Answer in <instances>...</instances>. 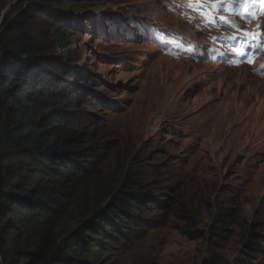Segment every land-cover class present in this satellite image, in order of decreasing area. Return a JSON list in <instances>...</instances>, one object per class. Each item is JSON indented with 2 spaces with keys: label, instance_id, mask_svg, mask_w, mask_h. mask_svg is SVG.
Wrapping results in <instances>:
<instances>
[{
  "label": "rangeland",
  "instance_id": "374dc122",
  "mask_svg": "<svg viewBox=\"0 0 264 264\" xmlns=\"http://www.w3.org/2000/svg\"><path fill=\"white\" fill-rule=\"evenodd\" d=\"M27 2L0 4V32L3 16ZM71 4L64 6L65 14L58 13L70 26V45L57 53L71 62L72 74L87 80L89 91L88 101L67 119L102 136L107 151L98 150L97 157L106 178L127 152L138 166L146 165L143 181L154 196L151 209L134 219L135 238L98 252L99 264H264V254L253 259L246 247L253 240L264 250L261 61L236 67L161 52L148 27L172 26L209 45L202 31L173 12L174 0ZM159 113L165 114L162 122ZM213 208L227 223L216 222ZM185 210L196 219L195 227L184 220ZM187 226L203 237L188 239ZM215 226L226 230L221 232L226 239L213 235Z\"/></svg>",
  "mask_w": 264,
  "mask_h": 264
},
{
  "label": "trees",
  "instance_id": "16d2710c",
  "mask_svg": "<svg viewBox=\"0 0 264 264\" xmlns=\"http://www.w3.org/2000/svg\"><path fill=\"white\" fill-rule=\"evenodd\" d=\"M71 1L28 0L11 8L0 32V264H99L98 252L135 238L134 219L154 199L143 181L146 165L122 152L106 178L97 157L107 151L102 136L67 119L89 91L57 53L70 45V26L58 13ZM213 209L216 222L227 223ZM184 217L196 226L190 211ZM189 226L188 239L203 237ZM213 228L226 239L222 226ZM262 245H246L253 259Z\"/></svg>",
  "mask_w": 264,
  "mask_h": 264
},
{
  "label": "snow or ice",
  "instance_id": "6c2138e0",
  "mask_svg": "<svg viewBox=\"0 0 264 264\" xmlns=\"http://www.w3.org/2000/svg\"><path fill=\"white\" fill-rule=\"evenodd\" d=\"M233 3L243 5L246 3H255V0H220L219 3L217 2V0H189L187 4L181 6L190 7L193 9V11H196L198 14H202L208 23H215L217 20H220L222 23L227 24L229 27L233 28L234 30L239 31L238 25H235L234 23H230L229 21L224 20L221 17L209 15L206 11V7H211L213 11H218V10H222L224 8V5L233 4ZM260 3H264V0H260ZM235 15L239 17L240 13L236 12ZM254 15H255L254 13L249 12L246 16H244V19L250 22L251 18H254ZM260 15H264V9L261 10ZM189 19H191V17H189ZM226 39H237V37L236 36L226 37ZM237 54L242 56L246 55L243 49L238 50ZM251 55L254 56L255 53H252Z\"/></svg>",
  "mask_w": 264,
  "mask_h": 264
},
{
  "label": "bare ground",
  "instance_id": "6f19581e",
  "mask_svg": "<svg viewBox=\"0 0 264 264\" xmlns=\"http://www.w3.org/2000/svg\"><path fill=\"white\" fill-rule=\"evenodd\" d=\"M174 102V101H173ZM165 108V107H164ZM168 108V107H167ZM160 114V113H159ZM159 120H161L162 122V119L165 118V114L164 113H161L158 117H157Z\"/></svg>",
  "mask_w": 264,
  "mask_h": 264
},
{
  "label": "water",
  "instance_id": "95a60500",
  "mask_svg": "<svg viewBox=\"0 0 264 264\" xmlns=\"http://www.w3.org/2000/svg\"><path fill=\"white\" fill-rule=\"evenodd\" d=\"M5 17H6V16L4 15V16H3V20H2V21H4ZM0 28H1V26H0Z\"/></svg>",
  "mask_w": 264,
  "mask_h": 264
}]
</instances>
